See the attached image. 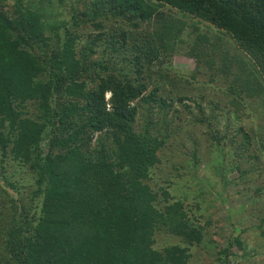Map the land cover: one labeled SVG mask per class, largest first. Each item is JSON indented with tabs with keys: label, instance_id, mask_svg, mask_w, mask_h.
Instances as JSON below:
<instances>
[{
	"label": "trees",
	"instance_id": "obj_1",
	"mask_svg": "<svg viewBox=\"0 0 264 264\" xmlns=\"http://www.w3.org/2000/svg\"><path fill=\"white\" fill-rule=\"evenodd\" d=\"M51 1L0 0V264H200L222 241L217 207L230 227L209 264H264V0H90L64 20ZM163 8L226 35L252 68L219 56L220 74L236 69L226 90L249 103L226 97L222 129L196 106L202 169L196 147L168 148L180 114L167 116L164 62L181 32ZM213 45L186 56L215 57ZM176 146L185 159L162 180Z\"/></svg>",
	"mask_w": 264,
	"mask_h": 264
},
{
	"label": "rangeland",
	"instance_id": "obj_2",
	"mask_svg": "<svg viewBox=\"0 0 264 264\" xmlns=\"http://www.w3.org/2000/svg\"><path fill=\"white\" fill-rule=\"evenodd\" d=\"M50 1L51 0H45L44 4H49ZM56 1L60 3L58 5L52 6V9L50 11L51 14L49 17L51 19L56 18L64 20L69 17L72 9L80 10L82 9L84 2L86 3L90 0H53L51 1V4L55 3ZM161 11L163 14L168 15V19H171L173 21L171 23L175 24L174 29H179L181 32V43H176V47H179L180 52L173 54L171 53L168 56L166 55V61L164 62L163 60V62L166 63V69L169 72V75L176 79L174 83L167 85L166 88L168 89V91L163 94L164 97H166V103L168 105L171 104V109L167 116L170 117L173 111H177V113L180 114L179 118L177 119V123L175 124L178 125V130L175 132V137L173 138V141L169 143L171 147L168 148H172V146L174 147L175 142L183 146V148L181 149L188 153L192 150L193 147H196L198 149L197 151H201L200 159L202 162L200 164V168L202 169L205 165L203 162H205L209 156H207L206 153V147L204 142L205 140L202 136V128L191 124L192 120L195 118V115L198 114L196 106H199V109H201L204 116H208L210 114L216 116V119H218L217 126L222 129V125L226 123V121H230L227 116V113L224 112L226 111V109H228V106L225 103L226 97H234L236 100H238L239 96L242 98L241 101L238 100L239 103L245 106L249 103V101L248 99H246L244 93L240 94L236 90V88H233L231 92L226 90L228 87L229 80H231L232 78L230 74H233L236 69L234 68L233 70L232 68V70H229V74H220L221 72L218 71V68L222 64L221 60L219 59V56L220 54L226 51L228 57L238 58V61L245 62V66L248 60L245 56L246 54L240 52V50L234 46L232 40H230L226 35L219 33L215 30H208L205 27L207 25L204 22L193 17L179 14L174 10H168L163 8ZM195 43L200 47H206V49L208 47V43H215V45H213V48H215L216 56H213L210 59L203 57L202 59L203 61L208 59L207 62L210 63H212L211 61H216L217 63L213 66V70H207L208 67L206 64L203 63V61L197 63L194 58L186 56V52L188 51V49ZM166 45H168L167 40ZM224 65L226 66L225 62ZM249 69L252 70L250 66ZM176 97H186L187 99L184 98V100L179 102L177 101ZM247 110L250 111L249 117L242 116L241 125L244 127H252L253 124L256 123L254 118L256 111H251L250 108H247ZM245 113L247 114L248 112ZM186 122H189V124H187ZM174 156L177 157V159H175V157L170 156L163 157L164 161L160 165L161 170L158 173L160 179L166 180V178L168 177L166 170L168 172L170 171V164H174L172 161L177 162V165L180 167L181 162L185 159V157H183L179 153V147L177 146ZM260 157L264 159V152L262 155H260ZM235 176L236 175L234 173L229 175L230 179L235 178ZM15 179L16 177L11 178V180ZM172 180L173 182H175L176 186L178 185V183H180L179 179L175 177ZM253 186H255L254 182H252L249 187L252 188ZM259 186L262 187L261 194L262 198H264V181ZM16 187L18 188V185H16ZM9 190L11 191V189ZM19 190L21 191V189ZM228 190L230 193L233 192V190L231 191L230 188ZM237 190L241 192V190L246 191L247 189L246 186H244V188L238 186ZM21 196L23 195L21 194ZM244 202L245 201H240V198L235 197L232 200L233 213H235L236 210H238V206ZM212 213H214L213 217L217 221V226L220 227V229L222 230V236H220L222 237V241L216 243L215 247L209 245L206 248L210 253L209 255L202 254L200 255V257H198L200 264L212 263L214 257L213 253L217 248L224 246L229 233L230 226L227 219H225L226 216L224 214V211L220 209V207H217L214 212L212 211ZM237 215L239 214L237 213ZM249 248H251V246H249ZM231 253L238 254L239 251L237 247H233L231 249ZM259 253H264V248L258 250L256 254L257 256H254V259L264 263V258ZM237 262L239 264H244L242 260Z\"/></svg>",
	"mask_w": 264,
	"mask_h": 264
}]
</instances>
